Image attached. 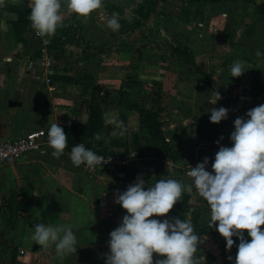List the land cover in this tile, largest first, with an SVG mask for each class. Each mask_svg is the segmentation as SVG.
<instances>
[{"label":"crops","instance_id":"crops-1","mask_svg":"<svg viewBox=\"0 0 264 264\" xmlns=\"http://www.w3.org/2000/svg\"><path fill=\"white\" fill-rule=\"evenodd\" d=\"M5 4L19 6L4 0L0 10V143L47 131L55 119L62 127L84 124L93 98L104 126L94 133V151L134 149L137 158L119 172L73 165L70 152L51 155L46 135L40 149L0 167V264H105L108 234L126 211L114 202L115 191H123L137 176L149 183L158 177L161 144L151 140L127 103L136 101L153 112L144 101L161 102L165 112L159 114L170 122L161 125L165 133L160 135L170 146L163 155L168 157L172 124L178 117L204 113L209 86L217 87L210 81L223 72L222 56L233 63L247 53V45L252 51L262 47L258 34L247 37L252 29L247 25L252 15L262 18L264 0H102L86 18L61 0L63 23L42 38L34 37V29L30 35L31 21L20 26L18 38L3 17ZM105 4L123 8L126 24L113 30L107 20L114 12ZM238 9L244 14H237ZM183 49L190 61L181 56ZM109 112L124 121V136L113 135V126L105 123ZM41 222L72 225L75 253L61 257L54 245L36 244L31 233ZM153 258L162 257L153 253Z\"/></svg>","mask_w":264,"mask_h":264},{"label":"clouds","instance_id":"clouds-1","mask_svg":"<svg viewBox=\"0 0 264 264\" xmlns=\"http://www.w3.org/2000/svg\"><path fill=\"white\" fill-rule=\"evenodd\" d=\"M3 2L0 0V5ZM67 4L86 18L102 6V0H67ZM29 7L31 26L39 36L50 37L63 23L61 0H30ZM107 23L113 30L119 29L118 14H113ZM47 42L45 38L44 43ZM246 69L242 61H234L230 76H239ZM220 98L221 93L215 90L208 101L215 105ZM207 111L211 122H220L227 119L229 109L219 106ZM104 120L113 126V135L126 134L127 127L118 113H105ZM232 123L230 145L220 143L222 136L215 141L219 147L211 170L209 157L205 156L194 167L190 166L187 183L174 177L149 183L137 176L123 191H115L114 202L126 211L108 234L105 264H201L204 257L198 254L199 235L191 220L164 215L180 200L185 189H195L204 198L210 210L209 228L215 222L216 231L226 242L225 249L236 244L235 256L227 257L231 264H264V227H261L264 225V103L247 109ZM67 137L55 119L47 129V143L53 157L64 153ZM69 157L73 165L83 163L89 168L105 161L83 143L74 144ZM245 229L250 240L245 238ZM31 239L43 247L54 245L61 257L75 253L78 242L72 225L45 222L34 225ZM153 253L162 258L154 260Z\"/></svg>","mask_w":264,"mask_h":264},{"label":"rangeland","instance_id":"rangeland-1","mask_svg":"<svg viewBox=\"0 0 264 264\" xmlns=\"http://www.w3.org/2000/svg\"><path fill=\"white\" fill-rule=\"evenodd\" d=\"M14 1L20 6V8H29L30 0ZM2 5H4V2ZM2 5H0V10H2ZM238 12L242 15L244 14L240 9L237 10V14ZM249 13L251 14L250 11ZM250 19V21L246 20L250 23L247 27L249 26V28H252L249 29L250 33L248 32L249 34L247 37L250 38L251 36L258 34V38L261 41L264 39V13L261 19L259 17L256 19L254 15L250 16ZM105 21L106 18H104L103 22L105 23ZM32 30L33 28L28 29L30 35ZM174 40L177 42V40H180V37H174ZM261 45L262 47L257 46L255 49L256 51H252L251 49L253 48L247 45V53H244L238 59L244 63L247 69L241 75L236 77L230 76L231 73L229 69L232 64V59H225V57L222 56L223 72L215 74L214 79L210 81L212 82L214 80V82L217 83L215 89L221 93V98L215 105L210 102L207 107L205 105L204 113L201 115L199 113L196 115H188L184 118L178 117L172 124V132H174L172 135L174 140L170 142L172 151L168 157L163 159V165L166 171L179 176L177 179H181L184 183H187L188 177L186 176V173L188 169L190 166L194 167L196 163L201 161L205 156L209 157L208 168L211 170L210 165L214 153L219 147L215 141L222 136L223 139L220 140V143L230 145L231 142L228 137L233 129V120L237 116L244 115L247 109L260 103H264V42ZM224 46L225 44H222V51L224 50ZM257 53H259V55ZM249 71H252V75L249 74ZM218 80H221L222 83L218 82ZM209 88L210 98H212L215 90L211 88V85ZM223 95L225 96L223 97ZM144 102L151 106L153 112L157 113V116L162 120L161 125L163 127L170 126L169 120L165 119L167 117L164 116V114H159L160 112H165L164 108L161 107V102L159 100H145ZM219 106H225L229 109L227 119H222L220 122H211L209 120L210 112H208L207 109ZM161 132L165 133L163 130H161ZM182 193H186L189 196L188 209L184 213L179 212L172 214V216H178L182 219H190L193 226L203 232V234L199 236L200 244L198 245V254L204 257L201 264H221L222 250L227 253L225 250L226 242L216 231L214 226L215 222L213 227L209 228L208 221L210 218V210L208 205L204 201V198L201 197L195 189L192 191L185 189ZM167 216L169 215L167 214ZM261 227H264V225H261ZM243 231L245 233V238H250L247 236V230L245 229ZM233 239L238 243V240H236L235 237H233ZM227 250L234 257L237 251L236 244L234 243L232 248Z\"/></svg>","mask_w":264,"mask_h":264},{"label":"trees","instance_id":"trees-1","mask_svg":"<svg viewBox=\"0 0 264 264\" xmlns=\"http://www.w3.org/2000/svg\"><path fill=\"white\" fill-rule=\"evenodd\" d=\"M210 2H218V1H225V0H209ZM107 9L110 12H114V14H118V19L120 22V25L126 24V19L124 18V9L119 8L116 6H110L105 4ZM264 10V5L261 6ZM29 12L30 10L28 8H20L17 5L14 4H5L3 9V17L7 19L16 33V36L20 38L19 28L20 26H25L30 23L29 20ZM27 40L24 41L26 44ZM181 56L187 61H190V54H188V51L186 49H183L181 51ZM127 106L130 110H134L138 113L140 123L142 128L146 131V133L150 136L151 140L153 141H159L160 142V150L157 154L158 161L156 162L157 166V179L161 178H170L172 176H169L164 171V165H163V155L165 153H168L170 151V146L168 143L160 137L161 135V123L158 120L157 113L149 111L143 104L137 103L136 101H129L127 103ZM89 118L88 121L84 124H72L68 126H63V130L67 134V146L65 148V151L70 152L71 147L74 144L77 143H83L86 147L91 148L94 150L93 147V136L94 133L100 129H102L103 126V119H102V111L101 108L98 105V102L92 98L90 108H89ZM175 178V177H174ZM188 203H189V196L186 193H182V196L179 201H177L173 208L169 210L168 215L173 214V210H175V213H184L188 209ZM194 227V231L197 232L199 236L203 234L201 230H199L197 227ZM222 256V262L221 264H231V261L227 259L228 254L225 252H221Z\"/></svg>","mask_w":264,"mask_h":264},{"label":"built area","instance_id":"built-area-1","mask_svg":"<svg viewBox=\"0 0 264 264\" xmlns=\"http://www.w3.org/2000/svg\"><path fill=\"white\" fill-rule=\"evenodd\" d=\"M33 35L36 38H42V36L36 34L35 30H33ZM46 135V130H35L27 133L23 137L1 142L0 167L13 165L26 154L40 149V142L46 137ZM97 154L102 156L105 161L101 164H97L94 168L101 169L105 172H119L131 165V163L137 158L134 149ZM21 253L24 252L21 251Z\"/></svg>","mask_w":264,"mask_h":264}]
</instances>
